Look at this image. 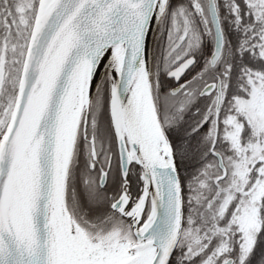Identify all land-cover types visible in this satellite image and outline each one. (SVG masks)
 Returning <instances> with one entry per match:
<instances>
[{"label":"snow or ice","instance_id":"1","mask_svg":"<svg viewBox=\"0 0 264 264\" xmlns=\"http://www.w3.org/2000/svg\"><path fill=\"white\" fill-rule=\"evenodd\" d=\"M0 264H264V0H0Z\"/></svg>","mask_w":264,"mask_h":264}]
</instances>
